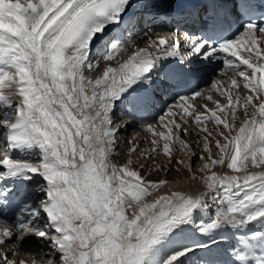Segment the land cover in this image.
<instances>
[{"label": "snow or ice", "instance_id": "6c2138e0", "mask_svg": "<svg viewBox=\"0 0 264 264\" xmlns=\"http://www.w3.org/2000/svg\"><path fill=\"white\" fill-rule=\"evenodd\" d=\"M155 2L0 0V151L5 153L0 159V264H28L13 258L16 249L46 264H190L198 250L211 252L208 243L183 239L193 229L201 236L243 229L245 239L238 241L230 264H264V171H248L249 164L253 169L264 165V23L256 19L259 12L264 20V11L241 0L237 14L221 15L216 11L220 5L207 0L211 16L205 17L203 35L185 36L186 56L178 40L148 37V48H137L118 67L111 66L126 49L108 33L132 19L135 10ZM188 15L200 19L195 6ZM221 28L228 34L218 32ZM244 44L248 47L241 51ZM97 54L106 67L93 80L86 72L99 69L93 63ZM213 61L222 62L223 73L242 77L243 88L249 90L245 96L229 94L226 106L213 101L222 113L228 108L224 118L211 113L222 139H209L212 132L201 122L206 105L176 104L161 117L169 118L167 131L147 126L154 138L150 150L141 153L146 160L163 155L168 164L156 165L159 171L182 165L195 180L197 158L181 139L189 134L185 125L195 122L205 133L204 154L198 158L205 162L198 171L208 191L195 197L165 192L146 202L145 197L169 181H148L142 175L148 168L144 163L138 168L131 160L111 163L119 133L116 102L145 85L163 95L175 92L185 103L203 100L198 91L186 97L179 89L190 86ZM231 85L240 87L236 79ZM238 107L243 123L233 134ZM135 112L131 107L134 119ZM185 115L189 119L178 122ZM213 145L222 155L214 156ZM176 152L188 162L173 159ZM216 165L245 175H207ZM18 194L22 199L10 218ZM30 197L34 203L28 202ZM30 237L43 247L29 250Z\"/></svg>", "mask_w": 264, "mask_h": 264}, {"label": "rangeland", "instance_id": "374dc122", "mask_svg": "<svg viewBox=\"0 0 264 264\" xmlns=\"http://www.w3.org/2000/svg\"><path fill=\"white\" fill-rule=\"evenodd\" d=\"M12 2H15V0H12ZM24 2H25V0H21V3H24ZM139 29H142L140 21L137 24L136 30H139ZM149 35H151V34H149ZM151 37L154 38L155 36L151 35ZM154 39H156V37ZM144 43L148 44V40L146 42H144ZM144 43H141V44H144ZM93 58H95V57H93ZM117 61L118 60L115 59L111 63V66L114 67L113 64L116 63ZM93 63L94 64H97V63L100 64V67L95 72H87L86 73V75L88 76L89 79H94L95 76L97 75V73L99 71H101V70H104L105 67H106L105 63L103 61H101V59L93 60ZM223 84H224V86H222V83H220V85L216 84L217 89H216V87H214V88L216 90H219V91H217L216 94L213 93V92H210V93H212V95H211L209 93L210 94L209 96H211V99H210L211 101H209L208 103L206 101H203L204 104L201 103L204 106L205 105L207 106V109H208V112H209V116H206V115L204 116V112H202V114H201V122H202V124L206 125L209 128V130L212 132V137H209V139H222L217 134V129L215 127V119L212 118V116H211L212 111H215L216 114L218 116H220L221 118H224L225 114L228 111V108L226 107L224 113L220 112L219 109L216 107V105L213 103V101H219V103L222 106H226L227 105V96L229 94L233 95V97L236 94H240L242 96H245V95L249 94V90L248 89H244L242 85L238 89H233L231 83H230V85H228V83L226 81H224ZM221 93H225V95L222 96ZM249 111H251V110H249ZM114 119H115V117H114ZM163 122H164V120L161 121V117H159V118H157L155 120V122H153L152 127L155 130H157V131H160L161 127H163V128L170 127L169 122H167L168 124H166V125H164ZM229 122L232 123L231 120ZM242 123H243V116L241 115V110L238 107L237 108V118L235 120V126L240 127L239 125H241ZM114 124L116 126V123H114ZM159 126H161V127L158 128ZM165 126H167V127H165ZM220 127H222V125ZM237 127H235V129ZM189 130H191L192 133L195 132V135H193L191 133L186 135V137H184V135H182L181 139L184 140L185 142H187V144L192 146L191 150L195 153V157L197 158L196 162L193 163V169L197 172V177H196L195 180L192 179L191 174L182 165L173 164L172 168L174 170L171 171V172L159 171L156 168V165H159V164L167 165L168 164L167 158L164 157L163 155L157 156L155 158V160L143 159V157L141 156V153H147L150 150V147H151L150 141L154 137H153V134L151 132H146V130H144L145 132L141 130V132H142L141 133L140 132V128H134L133 130H128V131L123 130V132H119L118 133L119 134L118 139H120V141H119L120 143L118 144V146L116 148L115 155L111 158V163L116 164V165L119 166V165L125 164L128 160H131L133 162V164H132L133 168H138L141 163H144V164L148 165V168H146L143 171L142 175H144L148 181L155 182V181H157L159 179H165V180L169 181V180H172V179H177V178H181L183 176H186V177H188V182L190 183L188 185L189 187H195L197 189H202V188L205 187V184L200 179V176L203 175V174L200 173L198 171V169H200L201 165L205 161L199 160L198 158L202 154H204L203 153V149H202V144H203V137H204L205 133L203 131H201L200 128H198L196 126L195 122L192 123V127L189 128ZM138 132H140L139 133V138L141 137V134H142L143 135V139L141 141H138L136 144H134L132 146L131 143L133 142V138H134V136H136L138 134ZM189 135L191 136V138H190ZM135 147L139 148V152L130 151L131 149H133ZM211 147H212V152H213L214 156L218 157L219 155H222V154H220L218 152V150L214 147V145L211 146ZM4 155H5V153L3 151H0V159L3 158ZM173 159L184 160V157L182 156V152L174 153L173 154ZM218 166L219 165H216L215 167L213 166L212 169H211L212 171H210V172H213V168L217 169ZM249 169H253V168H251L250 164L248 166V171H249ZM242 173H244V171H242ZM34 202H35V198L33 197L29 201V203H34ZM128 212L130 213V210H128ZM128 212H126V215H129ZM242 232L243 231L239 232V231H235V230H231L230 229V232L227 233V235H229V236L226 235L227 238H221V239L215 241L216 244L219 243L217 245L218 247H211V252H209L208 250L205 249V250H202V251L198 250L196 253L192 254L190 256V264H202L203 261L209 260V259L211 260L213 258H214L213 264H230V261L232 259L233 253L237 250V248L240 247V244L238 243V241H242L243 239H245V235L242 234ZM29 240H34L32 242V245L34 246V249H36L38 247L37 244H39L40 247H43V244H40L36 239H33V237H30ZM231 240H232L233 243L231 242ZM186 242L191 243L190 241H186ZM220 244H222L223 247L219 246ZM236 244H238V245H236ZM210 245L215 246L214 243H212ZM8 251H9V249H8ZM19 257H20V254L18 252V255H16L13 258L16 261H18ZM26 258H27V260L29 261L30 264H33L34 260H35V264H46V260L42 259L39 256L33 257V256H27L26 255Z\"/></svg>", "mask_w": 264, "mask_h": 264}, {"label": "bare ground", "instance_id": "6f19581e", "mask_svg": "<svg viewBox=\"0 0 264 264\" xmlns=\"http://www.w3.org/2000/svg\"><path fill=\"white\" fill-rule=\"evenodd\" d=\"M139 15L140 16H145V17H147V16H149L150 14L147 12V13H143L142 12V9H137V10H135V16L132 18V19H130V20H127V21H125V23L121 26V28L120 29H118L115 33H112V32H109L108 33V36H110V35H113V34H117L118 36H117V40H124V42H125V40H126V34H125V30L126 29H130V30H132L134 27H135V19H136V17H139ZM166 30H167V25L163 22V21H161V20H158L157 18L156 19H149V18H146V20L144 21V29H142V31H141V33H137L136 35H134V36H132L131 38H133L134 40H135V44L133 43V44H122L123 45V47L122 48H124V49H126V51H122V52H120V53H118L117 54V56H116V59L118 60L116 63H114L113 65H114V67H118V65H119V63H122V62H124L125 60H127V58H128V56L131 54V52L133 51V50H135V49H137V48H148V44L147 43H144V44H141V43H139L140 42V40L143 38V37H145V36H149V37H151V35H154L156 38H158V37H165V38H167L168 37V35H167V33H166ZM142 33H146L145 35H140V34H142ZM149 34H151V35H149ZM120 38V39H119ZM152 38V37H151ZM153 39V38H152ZM248 53L247 52H245V55H247ZM222 55H224V54H222ZM100 55H95L94 57L95 58H97V57H99ZM99 60V59H98ZM102 61V60H101ZM113 62V61H112ZM111 62V63H112ZM220 63H222V62H218V64H220ZM242 67H246V66H244V65H242ZM215 68V67H214ZM213 67L211 68V69H214ZM105 70V69H104ZM104 70H101V71H99L98 73H97V75L95 76V78L93 79V80H95L97 77H100V76H102V73L104 72ZM210 71V70H209ZM208 71V72H209ZM249 72L251 71L250 69L248 70ZM87 73V72H86ZM236 78H238L239 79V77L238 76H236ZM258 78V77H257ZM219 79V78H218ZM203 79L202 78H200L199 80H198V83H199V85L200 86H205L204 84L205 83H203L202 84V81ZM240 81H241V78H240ZM127 102L126 100H122V101H117L116 102V106L117 107H119V106H121V104L123 103V102ZM176 104H183L182 102H180V101H173L172 103H171V105H169V106H172V105H176ZM166 105V104H165ZM168 106V107H169ZM132 107H135V105H132ZM115 109H116V107H115ZM136 109V108H135ZM115 111V110H114ZM164 110L162 109V108H159V111L157 112V113H155V114H152V115H154L155 117H158V115L159 114H161L162 112H163ZM212 111V110H211ZM135 114L137 115V118L138 119H140V118H142L145 114L143 113V112H141V110H139V111H137L136 110V112H135ZM164 114H165V112L164 113H162V115H161V117H163L164 116ZM209 116V112L207 111L206 113L204 112V116ZM150 116V115H149ZM154 116H153V118H154ZM128 117H132V116H130V115H122V116H117V118H116V120H114V123H116V127H118L119 128V132H123V130H125V131H128L129 129H131L132 127H131V125H136L137 124V121L136 120H134L133 122H130L129 124H127V126H124V123H126V122H128V119H130V118H128ZM153 120V119H152ZM185 120V116L183 117V120H181V121H178V122H180V123H182L183 121ZM187 121V120H186ZM167 122H169V118H167V117H165L164 118V122H163V124L164 125H166V124H168ZM240 122V121H239ZM183 124V123H182ZM148 125H153V122H151V123H149ZM147 125V126H148ZM170 125V124H169ZM147 126H145V127H143V128H141L140 129V132H141V130L142 131H144V130H146V132H149L148 131V129H147ZM168 126V125H167ZM186 127H187V129H188V133L190 134H193V135H195V132H193L192 133V131L191 130H189V128H191L192 127V124L189 126V125H185ZM240 126V125H239ZM161 126H159L158 128H160ZM235 127H237V126H235ZM238 129H239V127H237ZM234 129V132H233V134H235V132L236 131H238V129ZM160 131H167V128H163V127H161V130ZM140 132H138V134L136 135V136H134V138H133V142L131 143L132 144V146L134 145V144H136L138 141H141L142 139H143V135L141 134V137L139 138V133ZM145 132V131H144ZM142 133V132H141ZM190 136V135H189ZM118 137H119V134H118ZM184 137H186V135H184ZM190 138H191V136H190ZM189 140V139H188ZM120 141V139H118V144L120 143L119 142ZM3 143V141L2 140H0V144H2ZM118 146V145H117ZM233 147L234 146H232V145H230L229 146V150H232L233 149ZM13 155H16V153H13ZM182 156L184 157V161H185V163H187L188 162V157L186 156V155H184L183 153H182ZM17 158H23V157H20V156H17ZM2 159V158H1ZM227 161V160H226ZM222 165H219L218 166V168L217 169H214L213 168V172H207L208 174L207 175H212L213 173H215L216 175H218V176H223V175H237V176H239V177H243L244 175H245V172L244 173H242V172H240V173H234L232 170H230V169H227L224 165L221 167ZM215 167V166H214ZM212 171V170H211ZM249 171H252V172H261V171H264V165H262L260 168H256V169H249ZM168 181V180H167ZM192 181V180H191ZM190 183L188 182V177H186V176H183V177H181V178H177V179H172V180H169V183L167 184V185H165V186H163V187H161L160 188V190H159V192H154L151 196H148V197H145L144 198V200L146 201V202H151L154 198H156V197H158L161 193H165V192H172V191H182L184 194H186V195H191V196H193V197H195V196H198V195H200L202 192H204V191H208V189H206V186L204 187V188H202V189H197V188H195V187H189L188 185H189ZM241 184H242V179H241ZM193 185V184H192ZM18 197H21L19 194H18ZM35 198V197H34ZM209 203L211 204V200H209ZM13 206V205H12ZM11 206V207H12ZM131 211V210H130ZM210 211H211V209H210ZM13 212H15V208H11L10 209V213H9V217L11 218V215H12V213ZM129 213V212H128ZM208 218V216L207 215H205V217H204V219H207ZM249 227H252V225H250ZM259 225L258 224H256L255 225V228L256 229H259ZM240 231H243L242 232V234H244L245 235V230H240ZM239 231V232H240ZM228 232H230V229L229 230H225V231H222V232H219V233H213L212 235H208V236H201L195 229H193L192 231H190V232H188V233H186L185 235H184V237H183V239H185L186 241H190L191 243H196V242H203V243H208V244H212L213 243V240H219V239H221V238H227L226 237V235H227V233ZM227 236H229V235H227ZM34 238V237H33ZM235 239V238H234ZM233 239V240H234ZM227 240V239H226ZM34 240H29V242H28V244L26 245L27 246V248L29 249V250H33L34 249V246L32 245V242H33ZM237 241V240H236ZM231 242H232V240H231ZM233 243V242H232ZM236 243V242H235ZM215 244V246H212L211 245V247H218L217 245L219 244H216V243H214ZM236 245H238V244H236ZM37 246H40L39 244H37ZM219 246H222L223 247V245L222 244H220ZM16 251L17 252H19V254H20V257L18 258V261L19 260H26L27 262H28V264H30L29 263V261L27 260V258H26V255H25V253H24V251L22 250V249H16ZM202 251V250H201ZM9 252H11V248H9ZM195 256V255H194ZM29 259V258H28ZM213 260H214V258L213 259H211V261L213 262Z\"/></svg>", "mask_w": 264, "mask_h": 264}]
</instances>
